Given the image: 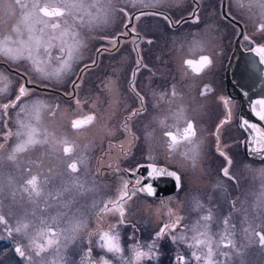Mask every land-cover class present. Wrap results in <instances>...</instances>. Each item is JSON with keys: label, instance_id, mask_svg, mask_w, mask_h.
<instances>
[{"label": "snow or ice", "instance_id": "obj_1", "mask_svg": "<svg viewBox=\"0 0 264 264\" xmlns=\"http://www.w3.org/2000/svg\"><path fill=\"white\" fill-rule=\"evenodd\" d=\"M180 0H0V11L6 15L15 14L19 10V22L14 26L12 33L0 36V59L7 60L13 67L8 68L9 72H14L17 78L18 87L15 90L13 99L0 103V122L6 123L3 118L7 116L8 109L18 108L16 113L17 131L15 133L8 132V136L15 135L18 143L11 149L7 156L0 155V227L3 228L9 236L13 233L27 239V244L17 242L14 248L15 254L25 262V264H71L66 257L65 250L69 244L75 239V236L81 229L85 228L86 221L82 219L83 213L77 210L71 216L62 209H71L76 196L83 194L87 189L85 182L81 181L78 175V164L87 166V159L84 156H77L71 162L63 161L66 165V175L69 177L67 181L62 182L58 189L49 191L47 189V179L41 180L38 175L31 174L29 168L26 172L19 175V189H17V180L11 174H8L5 180L3 172V163L5 159L9 162L16 163L19 169L20 164L17 162V155L34 148L36 145H49L53 152L62 150L66 157H70L74 151V145L66 138H56L47 129L38 127L41 120V112L48 108L41 100H34L30 103H24L25 97L35 95L37 90L47 91L50 85L63 86L72 76L77 79H71V87L75 90L79 88V80L83 79L85 73L95 67L98 61L92 59L90 63L83 64L77 72L75 66L83 59L81 50L86 47V38L79 31L80 28L95 30L97 28L104 29L115 22L118 17H122L123 30L117 32L113 36L100 37L105 44L96 49V55L111 54L119 51L125 43L132 46V51L136 54L135 66L131 71L128 80V91L139 102V106L132 108L129 115L125 117V123L122 125L125 131H129L128 121L139 117L142 113L147 112L145 95L137 90L136 77L142 70L152 71L145 64L142 55L141 44L151 45L154 43L151 39H145L137 31V23L143 17H153L163 21L169 29H179L181 24L191 21L198 24L201 21L200 8L201 0H192V9L187 17L173 19L166 11L162 10L166 6L172 7L179 3ZM238 6L245 7L251 11L252 8L258 9L260 22L257 25V33L259 39L254 38L246 33L242 35L245 44L242 47L252 54L256 59L250 60L249 64H257L261 66V75H264V0H248L247 5L244 0H235ZM122 5V6H121ZM222 8L226 7L225 0H220ZM144 9H151L144 11ZM225 18H229L227 12L222 13ZM210 28L205 30L206 38L194 37L189 42V53L194 55L196 52L208 51L212 46L214 37L210 35ZM53 49L57 50V54H53ZM21 62L26 63L27 67L24 71L19 70ZM214 60L211 54L199 55L197 59L187 58L183 61L185 66L184 75L190 73L195 77L210 69ZM153 75L155 73L153 72ZM114 82L109 81V85ZM106 85V87H109ZM13 80L0 71V99H4L12 95ZM111 91L112 89L109 88ZM211 91L209 85L205 84L200 90L199 95L205 96ZM67 96L74 97L75 91L65 93ZM151 95L157 98L159 102H165L171 105L177 99H182L181 94L177 92L175 85L171 86L170 91L157 93L153 91ZM248 96L247 92L243 93ZM226 109L223 119L215 126L213 136L215 138V151L223 158V165L220 167V175L239 185L238 177L233 174V158L229 155L230 148L222 145L221 135L226 125L232 123V109L229 106L231 98H220ZM80 100H76L77 106ZM250 116L240 115L237 120L238 129L244 133L245 142L250 145L249 151L254 157H260L264 161V95L258 96L249 102ZM21 114L23 119H21ZM173 125H166L167 118L158 120V124L166 128H177L179 122L183 121L185 126L183 129L177 128V131L166 130L163 135L166 138L168 148V156L171 157L177 152L181 145L186 148L180 155L184 160L191 163L195 167L203 155L204 140L198 136V129L192 119L187 116L186 109L181 105L176 111L171 113ZM96 120L95 114H88L71 121V127L74 130H80L91 125ZM153 132L145 129V140L152 139ZM138 139L132 133V142L128 149L121 146L122 152L127 155L130 148L134 146V141ZM7 140V137H5ZM4 145L0 144V148ZM144 163H138L135 167L125 169L124 172L130 178L121 177V187L118 190L117 197L103 201V207L99 208L97 215L105 213H118L120 220L113 225L110 230H102L89 235H97V247L104 251L100 257L93 256L92 247H88L83 251L79 264H113V261L107 257L111 253L113 257H117L119 264H141L143 260H155L158 258L157 241L166 235H169L172 241L183 242L189 249H196L191 252V258L199 262V264H225L224 261L215 259L217 254L226 258L228 264H231L232 253L228 251H220L221 246L235 250V255L240 258V264H245V252L241 248L250 246H258L264 251V168L252 169L245 165L247 170L254 173L261 180V190L255 195V200L251 205L252 216L248 215L249 209L245 207L247 201L241 202V207L237 208V200L231 201L233 212L240 211L244 215V221L248 227L243 229L247 244L237 247L236 241L233 239L235 233V225L231 221V213L223 218L224 230L219 234L218 239H214L210 232V224L214 220V213L211 208L207 209L206 214L200 216L194 225L189 229L193 235L188 237L186 234L174 235L177 227L184 217L176 216L170 223H164L159 231L155 233L153 242L148 245L133 244L131 246V256L123 255L124 249L121 245L119 232L116 230L119 224H123L126 218L129 201H132L138 194H145L148 197H154L157 189L154 182L162 178L172 180L177 189L182 187V175L179 169H173L170 165H161L157 162V157L148 152L144 156ZM111 167V165H110ZM141 170H144L143 172ZM116 171H120L119 168ZM146 173V174H145ZM213 188L226 192L224 180L218 179ZM6 189L12 197L14 204H20L16 200L17 191L26 194V200L31 204V209H25L22 216L16 217L8 206L5 213L4 197ZM21 199H24L22 196ZM239 199V198H237ZM43 202L44 208H40ZM163 203V201L161 202ZM23 207V205H20ZM57 207L55 216L45 217L41 213L47 212L49 208ZM93 207H97L96 204ZM197 208H203L199 202L196 203ZM171 214V213H170ZM67 219V227L63 230H54L53 225L58 224L62 219ZM14 220V224L12 221ZM259 221V223H256ZM147 247V250H144ZM51 257V258H49ZM175 264H188V258L184 255L174 257Z\"/></svg>", "mask_w": 264, "mask_h": 264}, {"label": "rangeland", "instance_id": "obj_2", "mask_svg": "<svg viewBox=\"0 0 264 264\" xmlns=\"http://www.w3.org/2000/svg\"><path fill=\"white\" fill-rule=\"evenodd\" d=\"M188 1L180 0L174 6H166L162 10L166 11L172 18L173 13L179 12L175 17L177 19L181 14L187 13ZM208 2L206 29L211 26L210 35L214 37L209 52L213 53L212 56L216 59L220 56L218 49L222 45L227 49L231 47L236 36V29L220 19V12L214 6L216 5L214 0H208ZM251 12L253 13L245 6L237 13L238 17L249 28H253L256 21L259 22V17L254 19L252 16H255V14ZM19 18V10L12 15H6L0 11V36L12 33L14 26L19 22ZM122 30V17H118L113 24L104 29L97 28L90 31L87 28H80L79 31L86 38L87 46L81 50L83 59L75 66V70L78 72L83 64L90 63L92 59H95L96 49L105 44V41L100 37H110ZM137 31L145 39L154 41L151 45L141 44L143 62L152 71L142 70L136 77L137 90L145 95L147 112L128 121L129 131H125L122 125L125 123V117L129 115L130 110L138 107L139 102L128 91V80L135 66L136 54L132 51V46L125 43L119 51L98 56V64L85 73L82 80L78 81L79 88L74 90L76 93L74 97L64 98L53 92L37 90L35 95L25 97L23 100L24 103L41 100L49 106L42 110L38 127L42 130L47 129L56 138L66 137L75 146L70 157H66L62 150L53 152L49 145H36L29 151L17 155V162L20 164L19 169L16 167V163L9 162L6 159L3 163L5 180L8 174H11L17 180V189H19L21 183L19 181L20 173L26 172L30 168L31 174L38 175L41 180L47 179V189L53 191L58 189L62 182L69 179L63 161L71 162L73 158L81 155L86 157L87 166L78 164L79 171L74 175H78L80 180L85 182V187L92 190L76 196L70 210L62 209L68 212L69 216L79 210L84 214L82 219L86 221L87 225L76 234L75 239L65 250L64 254L71 264H79L83 251L88 247H92L94 257L98 258L104 254V251L97 247L98 236L89 234L110 230L113 225L118 223L120 217L118 213H105L101 217V215H97L99 208L103 207V201L114 200L117 197L122 183L121 177L130 178L124 170L145 162L144 156L148 152H152L161 165H170L174 170L179 169L182 175V187L177 194L148 197L141 193L128 202L125 222L119 224L116 229L120 234L125 257L131 256L130 249L133 244L138 243L145 246L151 244L155 233L159 231L162 224L170 223L176 216H182L184 219L181 220L180 225L173 234L181 235L183 233L190 237L193 233L186 230L184 226H188L190 229L200 216L206 214L209 208L214 213V220L210 224V232L213 234L214 239H218L219 234L224 230L223 218L231 213L230 222L235 225L233 239L236 241L237 247L247 244L243 229L248 227V224L243 222L244 215L242 212H233L232 208H229L230 204L227 197L228 195L230 197L236 196L237 208H240L241 202L246 200L245 207L249 209L248 215L251 218V205L255 200L253 194L258 195L260 193L261 180L254 173L249 172L245 165L250 166L252 169L264 168V165L248 163L244 155L243 158L241 157L238 146L224 142L241 138L239 129L236 125H233L222 131L221 140L223 143L221 146L227 145L230 148L229 155L232 156L234 161L232 171L238 177L239 185L237 186L235 182L229 181L220 175L219 169L223 165L221 164L223 158L215 151L216 144L213 136L218 122L213 123L214 116L211 115L212 110L208 107L210 103H213L211 100L214 98L190 97L188 91H191L192 85L196 82L195 80L200 78L190 79L181 70L180 61L186 53H189L190 40H186L185 37L181 40L174 38L173 29H169L163 21L150 16L143 17L137 23ZM197 34L201 38H206L205 33L202 32H194L193 36H197ZM258 35L259 33L256 32V36ZM175 40H178V42L175 43ZM52 51L54 55L57 54L56 49ZM179 59L181 60L178 62ZM0 61L5 62L10 68L13 67L5 59H0ZM26 67V63L21 62L19 70L24 71ZM0 71H4L13 80L12 95L0 99V103H4L8 99L14 98L18 83L14 72H9L3 65H0ZM153 72L155 75H153ZM71 79H77V76H72L63 86L50 85L49 87L62 91L64 94L73 92ZM109 81L114 83L109 85ZM106 85H109V87H106ZM172 85H175L182 99H177L171 105L159 102L158 106H154L157 104V98L153 97L151 93L153 91L157 93L170 91ZM109 88L112 90L110 91ZM77 99L81 102L79 106L76 104ZM181 105L185 107L188 118L194 120L198 129V136L204 140L203 155L195 167L180 155L186 148V145L183 144L170 160L166 159L168 148L163 133L166 130L173 131L174 128H166L158 124V120L164 118H167L166 125L176 123L171 113ZM2 111L0 109V113ZM18 111V108L8 109L7 116L3 118L7 122H0V144L4 145L3 148H0V155L5 157L19 142L15 135L8 136L10 130L13 133L17 131L16 113ZM93 113L96 120L91 125L80 130L72 129L71 121L73 119ZM20 118H24L22 114ZM182 126H185L183 121L179 122L177 128ZM146 128L148 131L153 132L150 141L144 138ZM177 128L175 129L177 130ZM132 133L138 139L134 141V146L125 155L121 150V146L124 149L129 148V144L132 142ZM5 137H7V140H5ZM117 168L120 169L119 172L116 171ZM211 178H213L215 184L218 179H222L225 186L230 184L232 188L235 187V190L230 188L226 189V192H222L218 188L214 189L210 187ZM212 190H214L213 201L217 202L223 197L226 198V200L223 198V203L217 206L219 208L215 207L209 199L208 192ZM22 196L24 199H21ZM16 200L20 201V204L13 203V199L6 189L4 211L7 213L8 206H11L12 211L16 213L18 218L23 215L25 209L30 210L32 206L27 202L26 194L19 191H17ZM162 201L163 203H161ZM197 202L204 207L197 208ZM21 204L23 207L20 206ZM94 204L97 207L94 208ZM44 207L43 202H41L40 208L43 209ZM56 212L57 207L54 206L41 214L50 217L55 216ZM12 223L14 224V220ZM256 223H259V221H256ZM53 227L54 230H63L67 227V219L62 218ZM17 242L21 244L28 243L27 239L18 234L13 233L12 236H9L0 227V264H25L14 252ZM156 243L158 258L143 260L141 264H175L174 257L177 255H184L188 258V264H199L191 258V252L196 249H189L183 242L174 243L169 235L159 239ZM144 250H147V247ZM241 250L245 252V264H264V251L258 246L241 248ZM196 251L199 254V250ZM220 251L232 253L231 264H240V258L235 255L234 249L221 246ZM107 257L113 261V264H119L118 258L113 257L111 253H108ZM215 259L228 264L226 258L219 254Z\"/></svg>", "mask_w": 264, "mask_h": 264}, {"label": "flooded vegetation", "instance_id": "obj_3", "mask_svg": "<svg viewBox=\"0 0 264 264\" xmlns=\"http://www.w3.org/2000/svg\"><path fill=\"white\" fill-rule=\"evenodd\" d=\"M214 3L216 4L214 6H216V8L219 9L220 19L222 21L230 24L232 26V28L236 29V36L240 33L241 28H242V33H246V34H248L250 36H253L256 39H259V35L256 36V32H257V25L260 22V20H259V22L258 21L255 22L253 28H249L246 25V23L240 17H238L237 13L240 12V9L242 7L238 6V4L235 2V0H225V3H226V7L225 8L221 7L220 0H214ZM247 3H248V0H244V4L247 5ZM208 4H209L208 0H201V8H200L201 21H200V23L194 24L191 21H189L188 23L181 24L179 26V29H173V37L174 38L176 37V39L179 38V40H181L182 38L185 37L186 40L192 41L194 37H197V36H193L194 32L205 33L206 22H207V15L206 14H207ZM192 7H193L192 0H189L188 1V7H187V13L181 14L180 17H182V16L183 17H187L188 13L191 11ZM147 10H150V9H147ZM251 10L255 14V16H252V17L254 19L258 18L259 17L258 14H257L258 13V9L252 8ZM223 11L227 12L228 14H230L229 18H227V19L225 18V16L222 14ZM178 14H179V12L173 13V19L174 20H175L176 15H178ZM179 18H177V19H179ZM232 20H234V22ZM237 22H238V24H237ZM239 25H241V27ZM236 36L234 37V39L236 38ZM198 38H201V37L199 36ZM201 39H203V38H201ZM234 39H233L232 45H231V47L229 49L225 48L224 45H222L218 49V52H219V55H220V56H218V58L216 57V59H215V57L212 56L213 60H214V63L211 66L210 69H207L204 73L200 74L199 76H195L194 77L190 73V71H189V75H188L190 79L200 78L198 80H195L196 82L193 81L195 83L192 85L191 91H188V95L190 97H196V96L197 97H201L199 95V92H200V90L203 89L204 85L207 84V85L210 86L211 91L208 92L203 97H206L208 99L209 98H214V99L211 100L213 103H210V105L208 106L212 110L211 115L214 116L213 123L214 122H218L219 123L220 119H223L224 115L226 113V109H225L224 105L222 104L220 98L221 97H223V98H231V103L229 104L228 107H230L232 109V117H233V119H232V123L230 125H226L225 126L226 130L230 126H233V125L237 126V120H238V117L240 116V109H241V101H239L236 98L231 97V95L227 92V86H226V82H225L226 64L228 62V59H229L230 54H231L232 49H233ZM174 42L176 43V42H178V40H175ZM239 44H240V47L243 50H245V48L242 47V45L245 44V41L243 40L242 35L240 36ZM207 54H211L212 55L213 53L209 52V49H208V51H204V52H196L194 55H192L190 53H186V55L184 56V58L182 60L181 59L178 60V62L181 60L180 61L181 70L185 71V66L183 65V61L185 59H187V58L197 59L199 57V55H207ZM95 59L98 61V56L97 55H96ZM173 67H174V65H173ZM203 97H201V98H203ZM189 119H191V118H189ZM193 122H194V120H193ZM183 127L184 126L180 127L179 129L182 130ZM173 131L175 132L177 130L174 128ZM240 133H241V138L239 140L238 139L226 140L224 142L226 144L232 143L233 145L238 146L241 157L243 158V155H244L245 158H246L245 160L248 163L264 165V161H262L260 157H258V156L254 157L253 155H251V153L249 151L250 145L245 143L246 144V146H245V144L243 143L244 140H245V135L241 131H240ZM207 148H206V150H207ZM246 152H248V154L250 156H247L245 154ZM205 157L208 158L207 156H205ZM216 162H219V161H216ZM221 164H223V160H221ZM212 179L213 178H211V180ZM211 180H209V181H211ZM228 183H230V182H228ZM213 185H215V181L212 180V183H211L210 187H213ZM230 188H232L230 184H229V186L226 185V189H230ZM232 189L235 190V187L232 188ZM178 192H179V189L173 194H177ZM213 192H214V190H212L211 192H208V196H209L210 201L215 205V207H217V206H219V204L223 203V198L225 200H226V198L223 197L220 200H218L217 202L213 201V199H212L213 198L212 197ZM235 197L236 196L230 197L228 195L227 200H228V203L230 204L229 208H232L231 201L235 200ZM217 208H219V207H217Z\"/></svg>", "mask_w": 264, "mask_h": 264}, {"label": "water", "instance_id": "obj_4", "mask_svg": "<svg viewBox=\"0 0 264 264\" xmlns=\"http://www.w3.org/2000/svg\"><path fill=\"white\" fill-rule=\"evenodd\" d=\"M232 21L234 22V20ZM239 26L241 27V25ZM240 33H242V28ZM240 33L234 39L233 49L226 64L225 82L227 92L231 97L241 101L240 115H245L247 117L250 116L248 107L250 100H254L258 96L264 95V75H261V66H259L258 63L253 65L249 64L250 60L256 58L240 47ZM0 65L5 66L7 69L10 68L5 62L0 61ZM47 91L59 94L64 98L72 97L65 95L62 91L50 87ZM72 91H74L73 88ZM244 92H247L248 96H244ZM243 143H246L245 140ZM245 154L250 156L248 152ZM141 171L143 172L144 170ZM154 187L157 189L155 196L172 195L178 190L174 182L168 178H162L161 180L154 182Z\"/></svg>", "mask_w": 264, "mask_h": 264}]
</instances>
